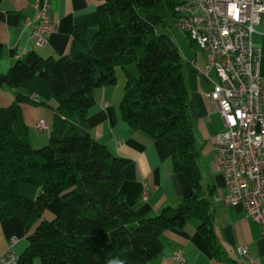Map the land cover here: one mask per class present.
Wrapping results in <instances>:
<instances>
[{"label":"trees","instance_id":"16d2710c","mask_svg":"<svg viewBox=\"0 0 264 264\" xmlns=\"http://www.w3.org/2000/svg\"><path fill=\"white\" fill-rule=\"evenodd\" d=\"M182 0H106L96 28H75L70 53L59 59L17 61L7 74L16 99L0 108V221L21 218L29 246L19 264H149L164 248L162 235L200 220L199 230L219 253L214 230V191L205 184L190 112L185 60L173 38L161 32L178 19ZM193 42V41H192ZM136 64L137 73L129 67ZM126 69L122 120L151 138L165 139L175 172L192 192L177 207L152 218L132 208L122 191L129 160L99 142L88 124L100 87L117 83ZM46 81L54 98L50 140L32 145L22 105L31 101L18 88L34 77ZM23 184L39 189L25 196ZM59 200L61 213L44 219Z\"/></svg>","mask_w":264,"mask_h":264},{"label":"crops","instance_id":"0c3cea01","mask_svg":"<svg viewBox=\"0 0 264 264\" xmlns=\"http://www.w3.org/2000/svg\"><path fill=\"white\" fill-rule=\"evenodd\" d=\"M45 0H0V108L10 106L16 99V89L7 85L10 68L19 60L33 64L40 58L59 59L70 53L75 28H96L99 7L106 0H50V12L55 29L45 45H38L31 37L37 24L34 3ZM31 26L26 27V21ZM184 60V74L190 90V112L200 150V164L205 184L212 186L214 197L228 192L225 178L215 171L214 144L216 135L224 129V121L210 94L213 84L198 73L197 67L206 64L203 51L189 40L174 39ZM252 43L260 51V72L264 76V17L256 26ZM123 72V71H122ZM125 73V74H124ZM123 81L97 89L96 104L90 110L88 124L92 135L112 152L129 160L124 172L122 191L128 204L142 217L152 218L166 206L177 207L192 192L183 173L175 172L172 150L163 139L151 138L133 130L122 120L120 104L125 94L126 69ZM18 90L31 98L22 105L25 121L30 128L34 147L48 143V135L38 129V122L53 124L55 101L46 81L39 77L23 83ZM148 188L149 197L142 198ZM22 193L36 199L39 189L23 184ZM59 201V200H58ZM53 201L44 214L52 220L60 212V204ZM214 230L220 246L216 253L200 232V220L193 219L183 228L168 229L162 235L163 252L149 264H264V234L261 226L249 218L241 206L213 205ZM28 233L19 217L0 221V255L11 250L21 256L29 246ZM248 248V255L239 253ZM183 251L185 261L175 259ZM37 263V262H36Z\"/></svg>","mask_w":264,"mask_h":264},{"label":"built area","instance_id":"2783aa9c","mask_svg":"<svg viewBox=\"0 0 264 264\" xmlns=\"http://www.w3.org/2000/svg\"><path fill=\"white\" fill-rule=\"evenodd\" d=\"M33 7L37 24L31 37L45 45L55 29L50 0ZM177 12L178 27L205 54L206 64L197 70L213 84L210 97L224 121L214 144V168L228 189L219 202L226 207L241 206L264 234V76L260 51L252 43L264 17V0H182ZM37 126L50 130L46 120ZM148 197L146 188L142 198ZM175 259L184 262L183 251ZM19 261L20 256L11 250L0 255V264Z\"/></svg>","mask_w":264,"mask_h":264},{"label":"rangeland","instance_id":"374dc122","mask_svg":"<svg viewBox=\"0 0 264 264\" xmlns=\"http://www.w3.org/2000/svg\"><path fill=\"white\" fill-rule=\"evenodd\" d=\"M160 30L161 32H166L167 34H169L172 38L174 39H185V40H189V36L187 34V32L185 30H182L178 27V24H177V19L174 18V17H170L167 19V24L165 25H161L160 27ZM197 47V46H196ZM197 49H199V51L201 50L200 48L197 47ZM202 51V50H201ZM129 69L132 70V72H134L135 74L138 72L137 71V67H136V64H132ZM124 70L125 68L123 67H117V71H119V75H120V79L119 81H123V76H124ZM123 71V72H122ZM124 73V74H123ZM117 81H118V77H117ZM43 135H48V142L50 140V134H51V130H47V131H43L42 132ZM48 144V143H47ZM46 145V144H45ZM45 145H41L40 147H37V148H41V147H44ZM206 180V177L204 176V181ZM53 201H58V199H55ZM52 201V202H53ZM51 202V203H52ZM59 202V201H58ZM60 204V203H59ZM50 206V205H49ZM48 206V207H49ZM61 213V205H60V212L57 214L59 215ZM37 262V263H36ZM34 264H41L40 260L39 259H36L35 263Z\"/></svg>","mask_w":264,"mask_h":264},{"label":"bare ground","instance_id":"6f19581e","mask_svg":"<svg viewBox=\"0 0 264 264\" xmlns=\"http://www.w3.org/2000/svg\"><path fill=\"white\" fill-rule=\"evenodd\" d=\"M219 200H221V196H216V197L214 198V204H220ZM239 253H240L241 255H248V251L245 250V249H243V247H240V248H239Z\"/></svg>","mask_w":264,"mask_h":264}]
</instances>
